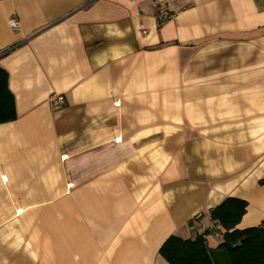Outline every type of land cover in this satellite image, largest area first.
Wrapping results in <instances>:
<instances>
[{
	"label": "crops",
	"instance_id": "0c3cea01",
	"mask_svg": "<svg viewBox=\"0 0 264 264\" xmlns=\"http://www.w3.org/2000/svg\"><path fill=\"white\" fill-rule=\"evenodd\" d=\"M167 1L0 0V264H169L227 197L264 225V0Z\"/></svg>",
	"mask_w": 264,
	"mask_h": 264
},
{
	"label": "trees",
	"instance_id": "16d2710c",
	"mask_svg": "<svg viewBox=\"0 0 264 264\" xmlns=\"http://www.w3.org/2000/svg\"><path fill=\"white\" fill-rule=\"evenodd\" d=\"M17 117L15 94L9 86V72L0 65V123ZM247 206L245 199L227 197L210 211L214 225L222 232L215 249L208 244L211 230L205 229L188 238L169 236L161 246L160 254L169 264H264V225L237 227Z\"/></svg>",
	"mask_w": 264,
	"mask_h": 264
},
{
	"label": "built area",
	"instance_id": "2783aa9c",
	"mask_svg": "<svg viewBox=\"0 0 264 264\" xmlns=\"http://www.w3.org/2000/svg\"><path fill=\"white\" fill-rule=\"evenodd\" d=\"M154 4L156 7V17L157 20L159 22H164L168 19H170L171 17H173V12L170 9L169 3L167 0H154ZM10 25L13 29H17L19 27V21L16 17H12L10 19ZM55 103L57 105H62L65 103V97L62 94H59L57 96H55ZM204 214L203 213H198L194 219L198 220L199 223L201 224L198 227V232H202L205 229H210L211 230V234H209V236H214L215 238H217L218 240H220L222 238V232L220 231L219 227L214 225L212 226H205L204 224L201 223L200 219L202 218ZM211 218V217H210ZM212 220V219H211ZM213 221V220H212Z\"/></svg>",
	"mask_w": 264,
	"mask_h": 264
},
{
	"label": "rangeland",
	"instance_id": "374dc122",
	"mask_svg": "<svg viewBox=\"0 0 264 264\" xmlns=\"http://www.w3.org/2000/svg\"><path fill=\"white\" fill-rule=\"evenodd\" d=\"M15 219H13L14 221ZM26 220L23 219V228L26 227V226H30L28 225V222H25ZM20 226V225H19ZM26 235H24V238H25Z\"/></svg>",
	"mask_w": 264,
	"mask_h": 264
}]
</instances>
